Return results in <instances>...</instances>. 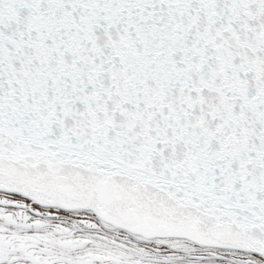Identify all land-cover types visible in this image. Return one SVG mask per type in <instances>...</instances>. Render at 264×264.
<instances>
[{
  "label": "snow or ice",
  "instance_id": "obj_1",
  "mask_svg": "<svg viewBox=\"0 0 264 264\" xmlns=\"http://www.w3.org/2000/svg\"><path fill=\"white\" fill-rule=\"evenodd\" d=\"M0 264H264V0H0Z\"/></svg>",
  "mask_w": 264,
  "mask_h": 264
}]
</instances>
